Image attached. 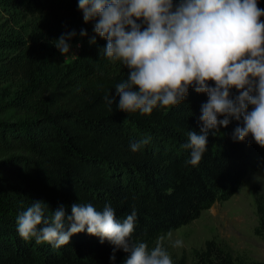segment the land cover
Segmentation results:
<instances>
[{"label": "trees", "instance_id": "1", "mask_svg": "<svg viewBox=\"0 0 264 264\" xmlns=\"http://www.w3.org/2000/svg\"><path fill=\"white\" fill-rule=\"evenodd\" d=\"M257 5L264 9V0ZM0 13V88L9 91L0 101V264H123L122 250L111 261L113 246L86 230L59 248L35 238L26 242L18 235L17 216L35 200L50 210L63 204L69 214L74 202L97 210L108 203L121 222L135 210L133 237L153 247L229 197L264 151L251 137L234 140L239 122L231 120L209 132L198 165L186 163L187 132L199 133L201 105L208 99L192 88L170 109L118 110L115 86L127 79V69L100 51L106 40L95 35L94 21H83L78 0H0ZM72 30L77 35L69 43L78 44V52L59 62L55 41ZM93 36L96 43L90 44ZM110 96L111 107L105 99ZM144 139L149 142L132 152L130 143ZM256 209L260 228L254 232L262 235L264 201L257 200ZM196 260L240 264L214 239L205 241ZM173 264L189 263L182 255Z\"/></svg>", "mask_w": 264, "mask_h": 264}, {"label": "clouds", "instance_id": "2", "mask_svg": "<svg viewBox=\"0 0 264 264\" xmlns=\"http://www.w3.org/2000/svg\"><path fill=\"white\" fill-rule=\"evenodd\" d=\"M78 9L85 23L95 22V35L106 40L103 55L127 69V79L115 86L118 110L150 114L157 106L170 109L185 100L189 88L207 95L199 133L187 132L186 163L198 165L209 132L214 135L231 120L239 122L234 140L251 137L264 148V9L257 0H78ZM76 35L72 30L55 41L62 55L70 53L69 41ZM86 35L81 29L79 36ZM89 43H96L95 36ZM105 99L111 107L115 97ZM148 142L134 141L130 149L135 153ZM136 220L135 210L117 220L108 203L97 210L74 202L69 214L63 204L50 210L35 200L18 214L16 224L26 242L35 238L59 248L86 230L113 246L111 261L122 250L123 264H173L163 237L153 247L133 237ZM182 243L176 240L172 246Z\"/></svg>", "mask_w": 264, "mask_h": 264}, {"label": "rangeland", "instance_id": "3", "mask_svg": "<svg viewBox=\"0 0 264 264\" xmlns=\"http://www.w3.org/2000/svg\"><path fill=\"white\" fill-rule=\"evenodd\" d=\"M70 44L69 54L62 55L57 49L59 62L76 56L78 44ZM8 92L0 88V101L8 97ZM257 200L264 201V151L229 197L215 200L197 218L162 236L171 259L184 255L189 264H198L197 253L206 240L214 239L226 246L240 264H264V234L254 232L255 227L260 228ZM176 240L183 242L181 247L172 246Z\"/></svg>", "mask_w": 264, "mask_h": 264}]
</instances>
